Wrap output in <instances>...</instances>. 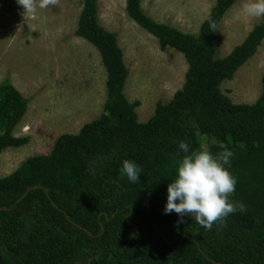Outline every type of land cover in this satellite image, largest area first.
Here are the masks:
<instances>
[{
	"label": "trees",
	"instance_id": "1",
	"mask_svg": "<svg viewBox=\"0 0 264 264\" xmlns=\"http://www.w3.org/2000/svg\"><path fill=\"white\" fill-rule=\"evenodd\" d=\"M236 1L215 0L194 36L126 0L128 18L187 63L181 89L139 123L117 37L83 0L75 35L106 71L102 113L0 178V264H264V72L253 104L220 90L264 39V11L225 57L213 43ZM26 109L0 83V154L28 143L13 135Z\"/></svg>",
	"mask_w": 264,
	"mask_h": 264
},
{
	"label": "rangeland",
	"instance_id": "2",
	"mask_svg": "<svg viewBox=\"0 0 264 264\" xmlns=\"http://www.w3.org/2000/svg\"><path fill=\"white\" fill-rule=\"evenodd\" d=\"M215 0H141L144 13L158 23L198 35ZM83 0H0V83L8 81L26 100L27 109L13 130L26 145L0 154V178L26 159L49 154L56 139L76 134L97 119L106 99V71L96 48L75 35ZM126 0H97V18L115 33L128 78L124 95L145 123L156 104L181 89L187 63L173 48L128 18ZM264 0H237L217 27L218 58L240 45L260 23ZM264 39L255 54L220 85L234 104H253L261 95ZM205 146V145H204Z\"/></svg>",
	"mask_w": 264,
	"mask_h": 264
},
{
	"label": "water",
	"instance_id": "3",
	"mask_svg": "<svg viewBox=\"0 0 264 264\" xmlns=\"http://www.w3.org/2000/svg\"><path fill=\"white\" fill-rule=\"evenodd\" d=\"M36 188H39L38 186H35V187H31L29 189L26 190V192H24V194L16 201V203H19L21 202V200H23L27 195H28V192L32 189H36ZM1 210H5V208H0V211ZM88 233V232H87ZM89 236H92L90 233H88ZM219 264V263H217Z\"/></svg>",
	"mask_w": 264,
	"mask_h": 264
}]
</instances>
